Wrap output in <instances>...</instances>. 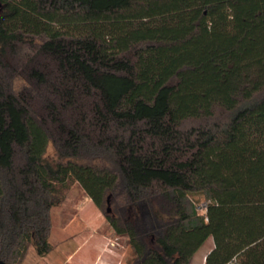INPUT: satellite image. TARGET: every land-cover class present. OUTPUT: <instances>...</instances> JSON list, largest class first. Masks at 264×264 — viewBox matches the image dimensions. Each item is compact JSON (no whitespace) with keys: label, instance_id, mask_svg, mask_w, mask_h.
Returning a JSON list of instances; mask_svg holds the SVG:
<instances>
[{"label":"trees","instance_id":"trees-1","mask_svg":"<svg viewBox=\"0 0 264 264\" xmlns=\"http://www.w3.org/2000/svg\"><path fill=\"white\" fill-rule=\"evenodd\" d=\"M74 181L133 264H264V0H0L1 260Z\"/></svg>","mask_w":264,"mask_h":264},{"label":"rangeland","instance_id":"rangeland-1","mask_svg":"<svg viewBox=\"0 0 264 264\" xmlns=\"http://www.w3.org/2000/svg\"><path fill=\"white\" fill-rule=\"evenodd\" d=\"M46 157L50 163L56 164L58 158L52 144L48 146ZM64 195L63 201L54 206L51 210L53 226L49 239L52 244V248L54 249V252L61 251V256L58 260L62 259V261H64V258H67L69 254H72L74 258L69 264H92V255H89V257L84 259L85 255H83V252L76 255L73 250L93 230H97L98 228L104 230L105 228L107 229L111 226L103 212L94 204L78 182H72L70 187L64 192ZM193 199L198 205L199 212L201 214H205L207 201L204 196L197 194L193 196ZM70 222L73 223L69 225ZM67 225H69V227H65ZM110 230H113V233L120 237L122 244L130 245L128 237L117 235L112 227ZM65 236H71L68 241V249L62 248V242ZM205 245L206 246L204 247H207V244ZM203 250H205V248ZM39 257L40 255L36 253L34 246L31 245L23 260L24 264H38L37 261ZM39 264H56V262L50 263L45 262V260L42 262L41 260Z\"/></svg>","mask_w":264,"mask_h":264},{"label":"crops","instance_id":"crops-1","mask_svg":"<svg viewBox=\"0 0 264 264\" xmlns=\"http://www.w3.org/2000/svg\"><path fill=\"white\" fill-rule=\"evenodd\" d=\"M71 223L73 222H70L69 225ZM69 225L65 227H69ZM110 228L111 227L107 229L105 228L104 230H102L101 228L100 230L98 228L97 230H93L92 232H90V234L86 236L84 240L76 246V248H74V253H76L77 255L78 253L83 252V255H85L84 259L89 257V255H92V264H133V248L130 245L122 244V242L120 241V237L116 236L113 233V230L111 231ZM69 238H71V236H65L63 238V249L69 248ZM205 244H207V247H204L206 245H203L194 255L190 264H206V256L208 252L213 248L214 241L212 238H210ZM202 248H205V250H203ZM60 256L61 251L54 252V249L52 248L50 252L45 255V257L40 256L37 263L39 264L41 260L42 262L43 260H45V262L50 263L56 262V264H69L74 258L72 254H69L67 258H64L65 260L63 259L64 261H62V259L58 260ZM22 264H24V261H22Z\"/></svg>","mask_w":264,"mask_h":264},{"label":"water","instance_id":"water-1","mask_svg":"<svg viewBox=\"0 0 264 264\" xmlns=\"http://www.w3.org/2000/svg\"><path fill=\"white\" fill-rule=\"evenodd\" d=\"M0 264H6L5 261L0 259Z\"/></svg>","mask_w":264,"mask_h":264}]
</instances>
